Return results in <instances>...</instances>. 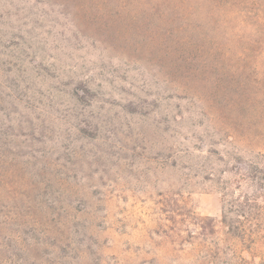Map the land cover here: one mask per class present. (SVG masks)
Returning <instances> with one entry per match:
<instances>
[{"label":"rangeland","instance_id":"1","mask_svg":"<svg viewBox=\"0 0 264 264\" xmlns=\"http://www.w3.org/2000/svg\"><path fill=\"white\" fill-rule=\"evenodd\" d=\"M86 81L93 131L64 147ZM3 135L25 164L0 172V264H196L174 221H220L210 172L264 152V0H0Z\"/></svg>","mask_w":264,"mask_h":264},{"label":"trees","instance_id":"2","mask_svg":"<svg viewBox=\"0 0 264 264\" xmlns=\"http://www.w3.org/2000/svg\"><path fill=\"white\" fill-rule=\"evenodd\" d=\"M252 43L254 45L255 41L250 40L249 44L252 45ZM68 95L82 108L78 107L71 113L67 112L70 114L71 121L67 122L68 127L62 133L64 147H70L73 131L84 137L91 136L93 131L85 115L86 107L91 105L90 102L95 97L90 81L74 85ZM174 96L182 98L180 95L174 94ZM26 110L29 112V109ZM62 116L68 117L66 113ZM44 122L46 127H43V133L53 138L55 129L46 122V119ZM3 136L7 141L0 139V172L6 175L10 172V168L16 167L17 164L24 166L25 163L21 161L22 155L19 152L8 148L20 147V145L10 142L8 140L10 138ZM18 136L15 135V137ZM235 149L233 163L228 170H224L217 179L216 174L213 171L210 172L209 179L222 197L220 221L196 215L192 211L188 212V219L184 222L186 229L177 228L178 221H174L173 228L180 229L178 236L186 234L187 244L199 254L196 264H256L253 261L256 258L255 250H264V152L252 153L240 147ZM61 157L66 159L65 156H59L54 160L55 171L60 173V177L64 178L63 181H68L71 175L63 172L66 164L60 163L63 160ZM173 163L172 167H175L176 163ZM226 173H229L228 177H224ZM198 176L200 177V174L196 170L194 177ZM72 178L75 179L77 176L74 175ZM170 192L173 195V192ZM0 232L3 231L0 230ZM8 246L5 237L0 235V250L7 254ZM245 253L252 260H249Z\"/></svg>","mask_w":264,"mask_h":264}]
</instances>
